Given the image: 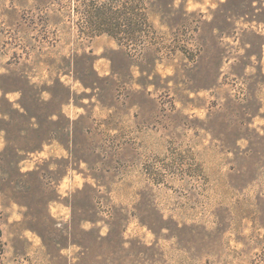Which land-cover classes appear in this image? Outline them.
Masks as SVG:
<instances>
[{
	"label": "rangeland",
	"instance_id": "obj_1",
	"mask_svg": "<svg viewBox=\"0 0 264 264\" xmlns=\"http://www.w3.org/2000/svg\"><path fill=\"white\" fill-rule=\"evenodd\" d=\"M0 264H264V0H0Z\"/></svg>",
	"mask_w": 264,
	"mask_h": 264
},
{
	"label": "trees",
	"instance_id": "obj_2",
	"mask_svg": "<svg viewBox=\"0 0 264 264\" xmlns=\"http://www.w3.org/2000/svg\"><path fill=\"white\" fill-rule=\"evenodd\" d=\"M137 2V3H136ZM139 1H135L134 3L129 2V6H126V3L117 6L118 8L111 10L110 7L97 6L94 7L91 12L88 20L91 24L98 27V25H109L111 30L104 29L103 32H107L110 35H117L120 31H124V33L129 35L130 41L134 40V35H137L138 31H144L143 22L146 23L147 17L145 11L143 9L138 8ZM110 8V9H109ZM100 20V21H99ZM121 21V22H120ZM124 22L125 24H123ZM124 29L122 30V28ZM94 30H97L93 28ZM117 30L116 34L114 31ZM130 34L133 36L130 37Z\"/></svg>",
	"mask_w": 264,
	"mask_h": 264
}]
</instances>
